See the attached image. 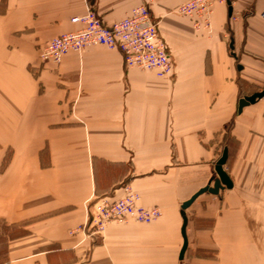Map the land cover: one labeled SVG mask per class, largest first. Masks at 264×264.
<instances>
[{"label": "crops", "instance_id": "crops-1", "mask_svg": "<svg viewBox=\"0 0 264 264\" xmlns=\"http://www.w3.org/2000/svg\"><path fill=\"white\" fill-rule=\"evenodd\" d=\"M141 1L0 0V219L24 229L1 264H264V98L238 111L264 89V0H215L199 22L180 11L193 0H153L170 75L103 45L42 57L88 7L111 25ZM224 147L232 187L186 209L181 259V204ZM126 185L161 216L85 233Z\"/></svg>", "mask_w": 264, "mask_h": 264}, {"label": "built area", "instance_id": "built-area-1", "mask_svg": "<svg viewBox=\"0 0 264 264\" xmlns=\"http://www.w3.org/2000/svg\"><path fill=\"white\" fill-rule=\"evenodd\" d=\"M152 1L142 0L133 7L130 15L111 25L105 24L96 11L88 7L84 14L72 19L80 23L78 29L60 34L45 44L42 48L43 59L59 63L72 50L99 44L119 50L129 68L153 70L160 76L172 74L174 60L159 32L158 21L151 15ZM213 1L193 0L182 6L180 11L196 15L198 22L206 21ZM125 191L117 199L99 198L96 212L83 231L95 237L113 222L134 220L149 223L161 216L158 206L143 207L138 204L139 196L127 185Z\"/></svg>", "mask_w": 264, "mask_h": 264}, {"label": "water", "instance_id": "water-1", "mask_svg": "<svg viewBox=\"0 0 264 264\" xmlns=\"http://www.w3.org/2000/svg\"><path fill=\"white\" fill-rule=\"evenodd\" d=\"M227 2L230 3L229 0H227ZM233 41L234 40L231 37L230 46L232 49L234 47ZM263 96H264V89L259 92H255L250 96H244L240 98L238 104V111L241 112L243 107L256 102L257 99H260ZM227 158H228V148L224 147L221 156L218 158V160L215 163V174L210 178L209 182L205 186L197 190L190 198H188L181 204V215L183 218V223L181 228V233L183 237V245L180 251L181 259L184 258V254L188 246V237L186 232L188 216L186 214V209L189 208V206L203 193L210 192L213 194H217L221 189H224L226 187L229 188L232 187V180L224 168V165L227 162Z\"/></svg>", "mask_w": 264, "mask_h": 264}, {"label": "rangeland", "instance_id": "rangeland-1", "mask_svg": "<svg viewBox=\"0 0 264 264\" xmlns=\"http://www.w3.org/2000/svg\"><path fill=\"white\" fill-rule=\"evenodd\" d=\"M23 230V224L21 223L17 225L8 224L0 219V264L6 260L4 245L8 241L9 237L19 235Z\"/></svg>", "mask_w": 264, "mask_h": 264}, {"label": "bare ground", "instance_id": "bare-ground-1", "mask_svg": "<svg viewBox=\"0 0 264 264\" xmlns=\"http://www.w3.org/2000/svg\"><path fill=\"white\" fill-rule=\"evenodd\" d=\"M97 45H99V44H97ZM122 54V53H121ZM123 55V54H122ZM124 58V57H123ZM263 98H264V96H263ZM153 207V206H152Z\"/></svg>", "mask_w": 264, "mask_h": 264}]
</instances>
